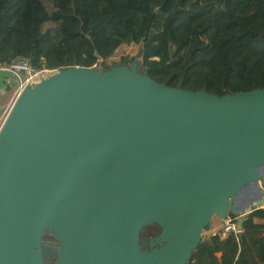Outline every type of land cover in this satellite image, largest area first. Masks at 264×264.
Wrapping results in <instances>:
<instances>
[{
  "label": "water",
  "instance_id": "obj_1",
  "mask_svg": "<svg viewBox=\"0 0 264 264\" xmlns=\"http://www.w3.org/2000/svg\"><path fill=\"white\" fill-rule=\"evenodd\" d=\"M260 200L264 88L189 92L134 60L62 68L0 112V264H187Z\"/></svg>",
  "mask_w": 264,
  "mask_h": 264
},
{
  "label": "trees",
  "instance_id": "obj_2",
  "mask_svg": "<svg viewBox=\"0 0 264 264\" xmlns=\"http://www.w3.org/2000/svg\"><path fill=\"white\" fill-rule=\"evenodd\" d=\"M49 1L51 9L43 0H0V67L24 57L38 71L108 70L140 59L150 78L189 92L264 88V0ZM123 44L141 46L137 57L106 66ZM242 230L202 238L187 264H264V209L248 214ZM160 231L144 228L141 243Z\"/></svg>",
  "mask_w": 264,
  "mask_h": 264
},
{
  "label": "built area",
  "instance_id": "obj_3",
  "mask_svg": "<svg viewBox=\"0 0 264 264\" xmlns=\"http://www.w3.org/2000/svg\"><path fill=\"white\" fill-rule=\"evenodd\" d=\"M102 61L103 60H100V62ZM94 67L100 68L99 65H95ZM0 69L9 72L18 80L19 86L17 90V97L26 86L34 84L35 80L40 78V76L42 78L44 71L49 72V70H36L30 63V61L24 57H16L11 61L9 65L0 67ZM246 216L247 215H240L233 218L228 216L226 219H224L223 228L218 233L220 238L226 239L230 236L238 237V233L240 231H243L242 224L246 219Z\"/></svg>",
  "mask_w": 264,
  "mask_h": 264
},
{
  "label": "crops",
  "instance_id": "obj_4",
  "mask_svg": "<svg viewBox=\"0 0 264 264\" xmlns=\"http://www.w3.org/2000/svg\"><path fill=\"white\" fill-rule=\"evenodd\" d=\"M18 86V80L12 74L0 69V112L5 114L12 107L17 98ZM214 217L211 221V232L206 239L218 234L223 228V219L216 216L217 220H214ZM217 256L221 257V254H217Z\"/></svg>",
  "mask_w": 264,
  "mask_h": 264
},
{
  "label": "rangeland",
  "instance_id": "obj_5",
  "mask_svg": "<svg viewBox=\"0 0 264 264\" xmlns=\"http://www.w3.org/2000/svg\"><path fill=\"white\" fill-rule=\"evenodd\" d=\"M43 1H44V3L46 4V6L48 8H50V9L52 8V4L50 3L49 0H43ZM140 49H141V46H139V45L123 44L122 46H120L118 48V50L116 51L115 55L105 62V65L106 66H112V65H115V64H120L124 58H135V57H137ZM102 63H103V61H102ZM131 63H128L127 66H130ZM137 63H138V68L140 70H142L141 60L138 59ZM43 70H48V69H43ZM43 70H41V71H43ZM57 72H58V70H49V72L44 71L43 77L41 78V76H40V78H41V80L44 79V78H46V79L50 78L54 74H56ZM40 78H38L39 80L36 79L34 84L39 83L41 81ZM263 203H264V200H260V201L256 202L253 206H251L249 209H247L246 211L248 212L249 210H251L253 208L260 207ZM262 206L264 207V205H262ZM214 220H217L216 216L214 217ZM210 232H211V229L209 231H204L203 234H202V238L203 239L208 238ZM46 257H47V259H49L48 256H46Z\"/></svg>",
  "mask_w": 264,
  "mask_h": 264
},
{
  "label": "flooded vegetation",
  "instance_id": "obj_6",
  "mask_svg": "<svg viewBox=\"0 0 264 264\" xmlns=\"http://www.w3.org/2000/svg\"><path fill=\"white\" fill-rule=\"evenodd\" d=\"M154 238H156V237H151L149 240H147V241H143L142 243H141V239H142V233H141V237H140V245L143 247V249H146V248H148L149 247V244H150V241L152 240V239H154ZM43 243H44V246H52V247H54L55 248V244H56V242L54 241V240H52V239H46V240H44L43 241ZM46 259H47V257H46Z\"/></svg>",
  "mask_w": 264,
  "mask_h": 264
}]
</instances>
